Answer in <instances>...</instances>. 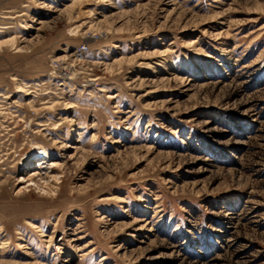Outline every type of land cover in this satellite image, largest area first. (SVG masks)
Instances as JSON below:
<instances>
[{
  "label": "rangeland",
  "instance_id": "374dc122",
  "mask_svg": "<svg viewBox=\"0 0 264 264\" xmlns=\"http://www.w3.org/2000/svg\"><path fill=\"white\" fill-rule=\"evenodd\" d=\"M0 264H264V0H0Z\"/></svg>",
  "mask_w": 264,
  "mask_h": 264
},
{
  "label": "bare ground",
  "instance_id": "6f19581e",
  "mask_svg": "<svg viewBox=\"0 0 264 264\" xmlns=\"http://www.w3.org/2000/svg\"><path fill=\"white\" fill-rule=\"evenodd\" d=\"M93 39H94L93 37L92 38L88 37V41ZM65 68H67V66ZM73 147H75V145H73ZM31 157L37 160L38 166L36 167V169H32L28 172V175H30L28 180H33L35 183L37 182L35 177L36 174L37 175L39 174L41 176V175H47L50 172L53 173L54 169L57 168L56 164L59 163V161H56L51 158V154L49 153L47 148L42 144L34 147L33 151L30 154V158Z\"/></svg>",
  "mask_w": 264,
  "mask_h": 264
}]
</instances>
